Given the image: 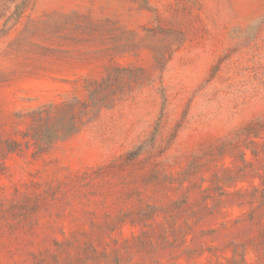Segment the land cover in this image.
<instances>
[{
    "label": "rangeland",
    "instance_id": "374dc122",
    "mask_svg": "<svg viewBox=\"0 0 264 264\" xmlns=\"http://www.w3.org/2000/svg\"><path fill=\"white\" fill-rule=\"evenodd\" d=\"M0 264H264V0H0Z\"/></svg>",
    "mask_w": 264,
    "mask_h": 264
}]
</instances>
